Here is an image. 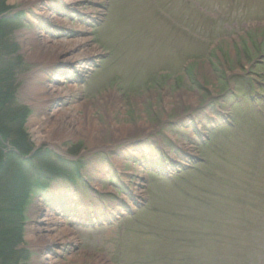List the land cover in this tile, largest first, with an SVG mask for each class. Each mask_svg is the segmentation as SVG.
<instances>
[{
	"label": "rangeland",
	"instance_id": "obj_1",
	"mask_svg": "<svg viewBox=\"0 0 264 264\" xmlns=\"http://www.w3.org/2000/svg\"><path fill=\"white\" fill-rule=\"evenodd\" d=\"M41 1L46 3L45 0L4 1L11 11L21 8L28 23L27 29L20 31L22 40L16 39L18 32L13 40L30 62L38 51L33 37L45 38L36 25L37 19H43L46 13L51 21L66 25L68 31L56 41L47 38L57 46L55 50L53 46L45 48L46 59L42 61L53 57L59 64L71 63L79 70L75 69V74L66 69L70 76L65 80L59 78L61 84L42 83L52 89H62L64 96L53 95L51 100L44 96L37 110L32 101L37 102L34 90L41 79L35 74L33 81L27 77L16 81L17 103L28 105L31 111L24 131L35 148L51 149L58 155L69 149L77 153L83 166L80 178L74 184L60 181L61 187L54 193L65 192L71 195V201L79 202L74 214L88 213L94 217L98 209L101 212L96 220L82 218L65 222L56 216L59 201L52 197L45 200V196L31 191L27 197L29 204L22 213L23 232L14 233L10 226L15 214L10 212V205L23 187L9 192L6 186V190V182L12 180L3 175L10 165L5 167L6 171L0 173V221L5 222L0 223V231H11L10 236L21 235L16 240V249L24 248L31 253L24 264H44V261L51 264H216L220 256L228 264H239L235 258L239 243L253 242L249 237L242 239L235 233L229 234V221L218 225L209 216L211 210L231 207L241 211L249 229L256 222L264 225V219L257 218L261 209L259 212L253 209L259 204V192L264 191V157L259 161L258 172L253 173L258 161L256 156L264 146V117L252 114L248 101L236 104L235 98L244 97L246 88L239 90V87L246 86L247 81L253 84V94L259 95V83L264 76V30L261 33L253 30L242 40L223 41L219 52L223 57L217 55L216 60V55L208 58L199 55L202 47L193 34H198L196 22L207 20L192 9L193 0H83V21L104 20L99 26L91 25L93 28L81 21L56 19V14L50 13L44 7L47 4L43 6ZM52 1L63 5V13L67 9H80L70 6L74 3L72 0ZM224 1L233 5L235 0H212L213 4H207L205 16L220 14L215 6ZM111 2H120L112 19L111 14L106 15ZM239 18L248 19L242 15ZM174 30L183 31L182 36L185 34L187 40L178 47L185 49L184 52L174 47L179 41L172 38L180 37ZM236 31L229 30L228 35ZM227 32L224 27L218 33ZM201 34L213 38L215 33ZM42 43L39 41V49ZM236 50L241 51L239 62L234 56L239 57ZM191 51L194 57L190 56ZM170 52L174 54L172 59ZM70 53L75 54L68 61L66 57ZM229 55L236 65L226 62ZM188 58H193L194 63L182 68V62ZM35 61L39 65H30L31 70L43 64L41 60ZM218 61H222V66ZM239 64L238 68L233 67ZM159 72L163 75L159 76ZM233 91L234 96L230 94ZM63 111L66 116L73 114L76 122L71 119L66 128L68 132L52 143L49 137L58 128L56 117L62 113L53 115L49 121L48 115ZM243 113L253 118L236 134L212 125L231 114L232 123L241 125ZM161 152L165 154L164 163L158 160L162 159ZM0 162L8 164L7 160ZM156 164L159 169L174 173L173 180L157 176L160 173L155 169L151 172ZM180 164L184 169L178 171ZM26 189H30L27 184ZM242 189L250 194L246 198L244 192L240 204L239 197L235 199L234 195L237 192L240 195ZM17 202L12 209L19 205ZM49 204L53 211L46 207ZM45 218L51 219V223L55 221L56 230L63 229L66 234L63 239L56 238L55 244L59 247L56 251L48 252V245L36 247L37 230ZM63 222L66 229L60 225ZM217 229L228 237L230 244L215 253L209 251L214 246L209 236H215Z\"/></svg>",
	"mask_w": 264,
	"mask_h": 264
},
{
	"label": "trees",
	"instance_id": "obj_2",
	"mask_svg": "<svg viewBox=\"0 0 264 264\" xmlns=\"http://www.w3.org/2000/svg\"><path fill=\"white\" fill-rule=\"evenodd\" d=\"M6 24L7 21L0 20V161L3 160V158H6V160H8V164H11L12 163L11 157L13 156L5 153L7 149L5 148L6 143L9 142V146L14 147L22 155H27L29 153L30 144H28L29 142L26 136L24 135L22 136V123L25 118V113L7 107L8 103L11 104L13 100L12 98L13 88L11 85L12 77L14 75L13 71L15 70L16 67L19 68L21 66V59L18 56L11 59L9 58L10 53L13 52L12 50L15 49L13 45L3 46L4 38L5 41L7 38V35L4 33V26ZM5 50L9 52L5 53L6 52ZM6 58H8L9 61H7ZM3 59H6L8 64L4 62ZM15 123H18L19 125H14ZM13 160L15 161V159ZM29 164L32 165L31 163ZM5 171L6 169L4 165L1 164L0 162V173L3 174ZM40 171L43 170L41 169ZM3 175L5 177H8L10 180H12L9 183L6 182L5 184V188L6 186H8L9 192L16 191L23 187L24 178L22 177L20 172L10 173L8 170L7 173ZM32 176H35V173H33ZM41 176L43 175L42 174L37 175L36 177L37 181L34 180V182L36 183V184L33 183L34 185L38 186L41 181H44L43 177ZM24 190L25 188L23 187L20 194L10 205L11 208L10 212H13V214H15L13 218L14 220L11 223L12 226H10L12 228L11 230H13L14 233L21 232L22 230L21 212L24 206L23 203ZM14 194L16 195L18 193L14 192ZM16 201H18L17 203H19V205L16 204V207L12 209ZM1 211L2 210L0 209V212ZM7 211H9V209ZM2 222L4 221H0V223ZM0 228H2V225L0 226ZM7 231L8 230L0 231V261H2L3 264H23L28 258V252L23 249L22 250L16 249L18 245V243H16L17 242L16 240H18V237L21 235L18 234L17 236H10L8 234H11V231H9L8 233Z\"/></svg>",
	"mask_w": 264,
	"mask_h": 264
},
{
	"label": "bare ground",
	"instance_id": "obj_3",
	"mask_svg": "<svg viewBox=\"0 0 264 264\" xmlns=\"http://www.w3.org/2000/svg\"><path fill=\"white\" fill-rule=\"evenodd\" d=\"M52 49H55V47L52 48ZM74 54L75 53H70L66 57V60L71 61V59L74 56ZM74 60H76V59H74ZM36 92H37V94H40V93L47 92V90H45L41 86H38L36 88ZM53 95H55L56 97H59V96L63 95L62 89L52 90L48 94L49 98H51ZM61 113H62L61 116H59L58 118L56 117L57 122H56V119H55V122L57 123L58 128L53 131V134H52L53 136L49 137L50 138L49 141L52 142V143L54 141H59L57 138H58V136H62V133L64 134V132H66V133L68 132V131H66V128H67L68 125L71 124V121H70L71 119H73V123L76 122L74 120L75 117H74L73 114H68L67 116L66 115H63V114L66 113L65 111H63V112H52L51 114L48 115V121L50 120V118H52L53 115H55V114H61ZM3 160H6V158H3ZM7 163H8V160H7ZM3 165H4V167H7L9 164H3ZM51 184L53 185L54 183L51 182ZM43 221H44V224L41 226V228H38V230H37L38 231V235H37V244H36V247H40V246L41 247H44V246L48 245L49 246L47 248V251L48 252L56 251L57 248H59L57 246L58 244L57 243L55 244L56 238L63 239L64 237H66V234H65V232H64L63 229H61L62 231L61 230L60 231L56 230V227H55L56 222L53 225V224L49 223V220L47 218H45ZM54 235H57V237L54 236ZM49 242H52V243L54 242V243L53 244H50ZM44 264H51V263H50V261H48V263L44 261Z\"/></svg>",
	"mask_w": 264,
	"mask_h": 264
}]
</instances>
